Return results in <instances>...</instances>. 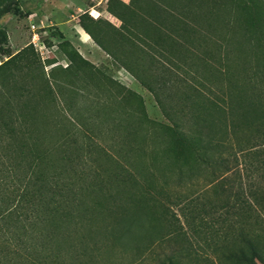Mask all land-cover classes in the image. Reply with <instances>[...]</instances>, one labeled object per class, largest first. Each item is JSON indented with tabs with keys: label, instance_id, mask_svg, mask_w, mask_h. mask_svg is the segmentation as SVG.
Masks as SVG:
<instances>
[{
	"label": "rangeland",
	"instance_id": "rangeland-1",
	"mask_svg": "<svg viewBox=\"0 0 264 264\" xmlns=\"http://www.w3.org/2000/svg\"><path fill=\"white\" fill-rule=\"evenodd\" d=\"M105 1L98 14L88 10L92 0H0V177L25 174L42 153L78 190L46 264H162L173 251L184 264H252L237 260L241 250L264 264V137L234 140L238 173L208 184L209 172L136 75L153 52L131 47L143 46L145 31L158 36L164 3ZM178 2L192 14L188 24L228 32L237 53L249 50L247 0ZM83 30L92 33L85 47ZM167 93L166 107L176 109L178 86ZM13 187L25 190L7 188L6 200Z\"/></svg>",
	"mask_w": 264,
	"mask_h": 264
},
{
	"label": "trees",
	"instance_id": "trees-1",
	"mask_svg": "<svg viewBox=\"0 0 264 264\" xmlns=\"http://www.w3.org/2000/svg\"><path fill=\"white\" fill-rule=\"evenodd\" d=\"M157 1L164 3L159 8L165 17L161 27H155L158 36L145 31L143 46L131 47L136 55H146V47L153 52L136 75L155 95L178 142L193 152L196 165L209 172L207 183L219 184L229 174L238 173L232 161H238L233 141L246 132L264 137V0H247L251 13L244 31L249 50L238 53L228 32L188 24L192 14L178 0ZM112 2L123 9L132 6L121 0H109ZM111 12L127 22L121 14ZM170 19L182 25H169ZM100 46L108 54H118ZM126 65L137 71L133 64ZM170 84L178 86L176 109L166 107L172 100L167 93ZM59 164L39 153L25 174L0 177V264H46L55 234L61 223L73 218L71 208L77 206V186L63 183ZM16 184L24 185V192L19 195L20 190L13 187L14 199L6 200L4 190L10 193L7 188ZM231 189L225 190L227 203ZM236 258L242 263L255 261L242 250ZM181 259L173 251L162 264H184Z\"/></svg>",
	"mask_w": 264,
	"mask_h": 264
},
{
	"label": "crops",
	"instance_id": "crops-1",
	"mask_svg": "<svg viewBox=\"0 0 264 264\" xmlns=\"http://www.w3.org/2000/svg\"><path fill=\"white\" fill-rule=\"evenodd\" d=\"M104 1L105 0H102L101 2H97V0H92V2L90 3V4H88L87 6H88V10H91V11H93V12H96V13H98V14H101L102 13V8H101V5H102V3H104ZM108 1L109 0H106L105 2L106 3H108ZM121 1H123L124 3H129L130 2V0H121ZM94 2V3H93ZM105 3V4H106ZM77 9L78 10H83V12H85V11H87V9H84V8H82V7H80V6H78L77 5ZM84 31V30H83ZM80 35V34H79ZM84 35L86 36L87 35V37H90V35L86 32V31H84V33L83 34H81L80 35V41H82V42H80L79 44H80V46H86L87 44V41L88 40H86L85 38H84Z\"/></svg>",
	"mask_w": 264,
	"mask_h": 264
},
{
	"label": "built area",
	"instance_id": "built-area-1",
	"mask_svg": "<svg viewBox=\"0 0 264 264\" xmlns=\"http://www.w3.org/2000/svg\"><path fill=\"white\" fill-rule=\"evenodd\" d=\"M32 31H33V44L37 46L38 43H40V34L38 33V30L36 26H32Z\"/></svg>",
	"mask_w": 264,
	"mask_h": 264
}]
</instances>
